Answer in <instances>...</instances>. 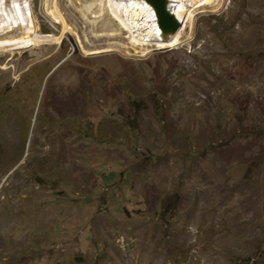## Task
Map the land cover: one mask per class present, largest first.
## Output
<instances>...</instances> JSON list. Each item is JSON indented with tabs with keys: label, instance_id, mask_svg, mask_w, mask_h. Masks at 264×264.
I'll return each mask as SVG.
<instances>
[{
	"label": "rangeland",
	"instance_id": "374dc122",
	"mask_svg": "<svg viewBox=\"0 0 264 264\" xmlns=\"http://www.w3.org/2000/svg\"><path fill=\"white\" fill-rule=\"evenodd\" d=\"M194 16L145 54L0 55V264H264V0Z\"/></svg>",
	"mask_w": 264,
	"mask_h": 264
},
{
	"label": "bare ground",
	"instance_id": "6f19581e",
	"mask_svg": "<svg viewBox=\"0 0 264 264\" xmlns=\"http://www.w3.org/2000/svg\"><path fill=\"white\" fill-rule=\"evenodd\" d=\"M45 2L47 14L61 25L56 40L40 30L32 0H0V55L31 49L38 44H58L66 33L73 35L77 47L86 56L113 52L124 56L132 46L138 47L142 54L151 49L178 47L190 39V36L183 37V32L187 25L189 29L192 26L195 11L208 5L216 6L221 0H172L171 8L181 19V25L166 41L157 39L152 12L139 0ZM104 16L107 19H103ZM122 30L127 35L119 37Z\"/></svg>",
	"mask_w": 264,
	"mask_h": 264
},
{
	"label": "water",
	"instance_id": "95a60500",
	"mask_svg": "<svg viewBox=\"0 0 264 264\" xmlns=\"http://www.w3.org/2000/svg\"><path fill=\"white\" fill-rule=\"evenodd\" d=\"M152 12L157 28V39L168 40L181 25L179 19L171 8L172 0H139ZM164 49V48H161ZM158 50V49H155Z\"/></svg>",
	"mask_w": 264,
	"mask_h": 264
}]
</instances>
